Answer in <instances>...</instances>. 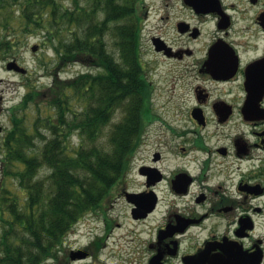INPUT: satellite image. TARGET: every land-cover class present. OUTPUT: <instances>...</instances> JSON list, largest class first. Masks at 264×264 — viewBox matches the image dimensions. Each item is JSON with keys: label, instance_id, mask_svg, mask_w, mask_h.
I'll return each instance as SVG.
<instances>
[{"label": "flooded vegetation", "instance_id": "flooded-vegetation-1", "mask_svg": "<svg viewBox=\"0 0 264 264\" xmlns=\"http://www.w3.org/2000/svg\"><path fill=\"white\" fill-rule=\"evenodd\" d=\"M159 2L160 32L172 19L176 41L152 35L155 56L179 64L187 57L182 70L191 82L180 97L170 89L171 100L186 105L172 107L171 116L151 107L154 81L140 48L141 147L152 142L153 122L162 127L138 170L140 218L161 214L138 264H264V0ZM106 227L95 235L97 248Z\"/></svg>", "mask_w": 264, "mask_h": 264}, {"label": "trees", "instance_id": "trees-1", "mask_svg": "<svg viewBox=\"0 0 264 264\" xmlns=\"http://www.w3.org/2000/svg\"><path fill=\"white\" fill-rule=\"evenodd\" d=\"M141 3L0 0V58L40 33L57 65L91 67L55 77L45 103V92L27 84L10 108L12 124L0 140L2 175L15 177L25 197L9 190L0 195V264L56 258L70 230L102 208L126 175L144 123ZM117 108L122 117L105 134ZM43 169L49 170L44 177Z\"/></svg>", "mask_w": 264, "mask_h": 264}, {"label": "rangeland", "instance_id": "rangeland-1", "mask_svg": "<svg viewBox=\"0 0 264 264\" xmlns=\"http://www.w3.org/2000/svg\"><path fill=\"white\" fill-rule=\"evenodd\" d=\"M161 5L164 4L160 3L159 0H142L140 16L143 18L144 27L141 35V48H143V56L148 69L158 66L157 71H151L150 69L148 72V77L154 81V88L151 90V95L153 94L150 100L151 107L160 108L162 111L167 109L165 112L171 116L173 113L172 107L186 106L180 101L174 103V100H171L173 96L170 95L171 91L176 97H180L178 96L180 94L184 95L186 91L184 88L190 84L191 77L185 75V68L182 70V64L186 63L187 57L181 61L182 64H179L175 59L168 58L164 60L162 56H155L151 41L152 35L164 32L163 34L167 37L168 43L173 44V41H176L174 35L170 32L172 19L166 23V29H161L160 32V23H157L159 15L154 13H156L155 9ZM146 10L149 12V18L145 14ZM108 40L109 48L112 49L114 45L109 35ZM33 45L37 46L36 51L32 50ZM13 59H16L21 66L25 67L27 72L18 73L16 70L8 69V61ZM90 68V66L81 63H72L67 66L57 65L54 52L48 48L47 44H44V37L40 33L29 38L23 37L14 55L0 58V126L2 127L0 140L12 124L10 108L22 100L23 95L29 88L27 84H30V87L36 86L40 92H45L41 98V102L45 103L48 102L46 93L49 92L55 77L60 79L70 78ZM95 71L99 70L95 69ZM44 110L45 113H49L48 108H44ZM35 111L36 104L33 103L28 108V112L33 115ZM185 111L187 112V109ZM121 117V110L119 108L115 109L112 120L105 127L104 133H108L113 123L119 121ZM166 118L175 125L172 117L166 115ZM151 126L152 142L142 147L141 143L139 144L136 152L131 157L130 167L126 171V175L111 192L110 199L102 208L92 211L88 215L86 214L66 235L58 256L47 259L43 264H128L127 255H135L137 259L134 260V264H138V258L142 257L141 250L144 249L142 243L144 240L149 239L150 229L153 225L159 223L161 214L156 212L154 216L145 220L144 218H134L131 213L134 203L127 200L125 193H138L143 190V178L138 170L145 156L148 157L157 148L158 143L153 142L154 135L162 127L159 122H153ZM73 140H78L76 135ZM48 173V169H43L40 176L44 177ZM0 181L3 182V184L0 182V195L5 190H9L13 195L17 193L21 198L25 197L15 177H4L2 175L1 156ZM106 226H109L111 230L104 242L105 245H100V248H97L92 242L97 237L95 235H105ZM0 229L2 228L0 227ZM142 230H145V232L141 233ZM136 250H140V254H135ZM70 252L75 254L83 252L85 255H80V257L73 255L74 258H70Z\"/></svg>", "mask_w": 264, "mask_h": 264}, {"label": "water", "instance_id": "water-1", "mask_svg": "<svg viewBox=\"0 0 264 264\" xmlns=\"http://www.w3.org/2000/svg\"><path fill=\"white\" fill-rule=\"evenodd\" d=\"M32 49H33V51H35V50H37V46L36 45H34L33 47H32ZM7 67H8V69H13V70H16V71H18V73L19 72H21V73H26L27 72V69L25 68V67H23V66H21L19 63H18V61L17 60H15V59H13V60H11V61H9L8 63H7ZM1 126H0V130H1ZM126 197H127V200L128 201H130L131 203H134L135 204V206H134V208L132 209V215H133V217L134 218H140V217H142V216H144L143 214H141L140 212V206H141V202L140 201H142V199H141V197H142V193H140V192H138V193H136V192H133V193H131V192H128L127 194H126ZM145 200V199H144ZM143 200V201H144Z\"/></svg>", "mask_w": 264, "mask_h": 264}]
</instances>
